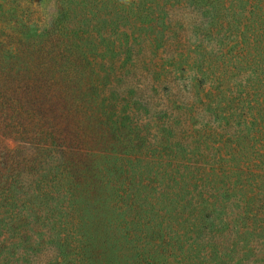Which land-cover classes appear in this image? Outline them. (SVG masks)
Segmentation results:
<instances>
[{
  "label": "rangeland",
  "instance_id": "rangeland-1",
  "mask_svg": "<svg viewBox=\"0 0 264 264\" xmlns=\"http://www.w3.org/2000/svg\"><path fill=\"white\" fill-rule=\"evenodd\" d=\"M0 264H264V0H0Z\"/></svg>",
  "mask_w": 264,
  "mask_h": 264
},
{
  "label": "trees",
  "instance_id": "trees-1",
  "mask_svg": "<svg viewBox=\"0 0 264 264\" xmlns=\"http://www.w3.org/2000/svg\"><path fill=\"white\" fill-rule=\"evenodd\" d=\"M77 36H78V34L69 32L68 35L63 36V40H65L67 43L70 42V41H73V40L82 41V39L79 38V37H77ZM71 48H74L76 51L78 49L76 46L75 47H72V45H71ZM259 127H261V125H259Z\"/></svg>",
  "mask_w": 264,
  "mask_h": 264
}]
</instances>
